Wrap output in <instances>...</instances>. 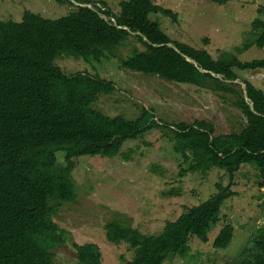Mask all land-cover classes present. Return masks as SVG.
I'll return each mask as SVG.
<instances>
[{"label":"trees","instance_id":"1","mask_svg":"<svg viewBox=\"0 0 264 264\" xmlns=\"http://www.w3.org/2000/svg\"><path fill=\"white\" fill-rule=\"evenodd\" d=\"M56 1L75 7L56 19L29 9L20 21L0 18V264H57L55 249L67 237L55 216L64 202L77 199L74 172L81 157L128 159L124 142L155 128L172 139L173 150L183 158L181 176L207 175L216 168L229 174V183H217L213 196L185 206L159 235L144 234L116 219L106 226L107 239L134 248L133 259L125 264L186 258L192 238L210 240L225 202L236 195V174L244 164L258 170L264 187V90L252 81H237L238 69L264 70V59L243 61L236 51L215 57L206 48L174 40L151 14L175 20L177 15L154 0H122L118 13L104 0ZM250 33L253 38L247 43L264 48L263 19L252 22ZM129 36L145 49L135 47L122 59L126 68L233 94L246 119L243 130L217 133L207 119L169 123L148 108L134 119L107 115L94 105L116 90L115 83L87 71L68 74L56 63L63 55L101 61ZM58 155H64L66 164L58 163ZM234 236V225L225 224L213 245L226 248ZM73 246L79 264H104L97 243ZM229 264H264V227Z\"/></svg>","mask_w":264,"mask_h":264},{"label":"rangeland","instance_id":"2","mask_svg":"<svg viewBox=\"0 0 264 264\" xmlns=\"http://www.w3.org/2000/svg\"><path fill=\"white\" fill-rule=\"evenodd\" d=\"M100 1V0H95ZM118 13L120 1L104 0ZM172 9L177 19L152 13L162 29L174 40L208 49L215 57L222 51H236L243 61L264 59V48L249 45L252 22L264 20V0H154ZM76 4L77 2L74 1ZM91 5V4H90ZM68 2L56 0H0V18L20 21L27 9L45 18L56 19L74 9ZM205 39H209V43ZM248 42V43H247ZM135 47L145 49L137 38H129L101 61L87 62L74 56H60L56 63L68 74L87 71L113 81L116 90L102 95L95 108L111 116L134 119L143 108L153 110L158 119L169 123L207 119L217 133L242 131L246 119L236 107L233 94L218 92L188 83L169 82L156 75H146L126 68L122 59ZM238 82L252 81L264 90V70H237ZM245 87V85H243ZM173 141L163 130L155 128L136 139L124 142L122 152L114 158L83 156L74 172L77 199L64 202L55 221L65 230L67 241L55 249L57 264H79L78 244L97 243L104 264H125L135 250L127 242L119 244L107 239V224L120 220L144 234L159 235L168 221H175L185 206L205 201L217 192V183L227 185L229 174L212 169L207 175L189 173L180 154L173 150ZM132 149L131 152H128ZM59 164L64 165V155ZM183 163V164H182ZM258 170L244 164L236 174L231 196L222 208L220 221L209 232L207 243L194 237L186 258L171 257L166 264H229L245 247L249 237L264 227V187L259 184ZM228 223L235 227V236L226 248H215L213 241Z\"/></svg>","mask_w":264,"mask_h":264},{"label":"clouds","instance_id":"3","mask_svg":"<svg viewBox=\"0 0 264 264\" xmlns=\"http://www.w3.org/2000/svg\"><path fill=\"white\" fill-rule=\"evenodd\" d=\"M85 5H86V4H85ZM87 5L91 6L90 4H87Z\"/></svg>","mask_w":264,"mask_h":264},{"label":"water","instance_id":"4","mask_svg":"<svg viewBox=\"0 0 264 264\" xmlns=\"http://www.w3.org/2000/svg\"><path fill=\"white\" fill-rule=\"evenodd\" d=\"M252 106H253V104H252Z\"/></svg>","mask_w":264,"mask_h":264}]
</instances>
